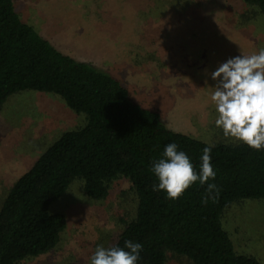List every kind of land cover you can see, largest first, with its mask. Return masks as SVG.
I'll return each instance as SVG.
<instances>
[{
    "label": "rangeland",
    "instance_id": "1",
    "mask_svg": "<svg viewBox=\"0 0 264 264\" xmlns=\"http://www.w3.org/2000/svg\"><path fill=\"white\" fill-rule=\"evenodd\" d=\"M12 1L58 50L117 73L169 128L207 143L226 139L214 126L210 73L228 57L264 47V18L241 0ZM84 123V114L58 95L28 90L8 97L0 109V206L14 181L62 132ZM136 203L126 178L113 181L101 201L89 199L75 180L50 206L66 220L56 246L17 264H89L97 245L116 241ZM221 222L237 252L264 264V198L231 204ZM166 264L191 263L168 252Z\"/></svg>",
    "mask_w": 264,
    "mask_h": 264
},
{
    "label": "trees",
    "instance_id": "2",
    "mask_svg": "<svg viewBox=\"0 0 264 264\" xmlns=\"http://www.w3.org/2000/svg\"><path fill=\"white\" fill-rule=\"evenodd\" d=\"M241 1L264 18V0ZM28 90L62 97L84 114L85 123L62 132L12 184L0 206V264H17L56 246L66 220L50 206L75 180L82 181L89 199L101 201L119 178L130 182L137 203L107 247L141 243L138 264H166L168 252L191 264H259L236 251L221 216L237 201L264 198V150L229 139L207 143L169 128L117 73L58 50L20 17L12 0H0V109L12 94ZM170 142L197 170L202 149L213 145L217 174L208 183L217 186L214 199L202 202L209 193L198 181L175 200L154 190L151 166Z\"/></svg>",
    "mask_w": 264,
    "mask_h": 264
},
{
    "label": "clouds",
    "instance_id": "3",
    "mask_svg": "<svg viewBox=\"0 0 264 264\" xmlns=\"http://www.w3.org/2000/svg\"><path fill=\"white\" fill-rule=\"evenodd\" d=\"M215 82L209 100L214 105V126L229 140L245 144L257 151L264 150V47L244 55L239 53L220 62L210 73ZM213 145L202 149L199 168L177 143L163 147L160 157L152 163L151 171L157 183L156 191H163L166 199H178L186 189L199 182L207 185V199L215 197L217 186L208 183L216 177L210 155ZM142 244L125 240L123 247L97 245L89 264H138Z\"/></svg>",
    "mask_w": 264,
    "mask_h": 264
}]
</instances>
